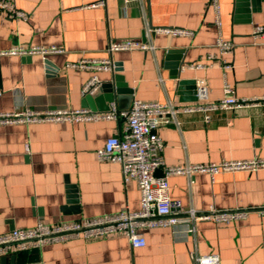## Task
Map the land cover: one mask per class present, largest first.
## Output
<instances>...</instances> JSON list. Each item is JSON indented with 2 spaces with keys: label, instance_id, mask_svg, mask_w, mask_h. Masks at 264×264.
Listing matches in <instances>:
<instances>
[{
  "label": "crops",
  "instance_id": "0c3cea01",
  "mask_svg": "<svg viewBox=\"0 0 264 264\" xmlns=\"http://www.w3.org/2000/svg\"><path fill=\"white\" fill-rule=\"evenodd\" d=\"M218 1L220 30L209 0H15L28 18L13 19L0 11V51L14 45H58L64 51L1 54L0 112L24 107L103 112L111 101L127 109L133 98L179 105L193 101L196 78L206 81L210 100L223 96L225 81L238 97L264 96V41L251 36L254 25H264V0ZM172 27L192 33L154 30ZM219 33L234 44L231 53H219ZM110 39H135L153 49L110 55ZM208 54L232 66L187 67L208 63ZM81 58H111L113 69L68 65ZM92 74L100 86L86 97L81 87ZM181 119L179 126L158 130L166 165L264 157L263 106L217 112L208 123L198 114ZM125 125L123 118L0 124V233L32 227L39 219L56 223L125 208L139 210L136 183L124 179L118 163L97 157L106 139L122 134ZM156 174H162V168ZM168 184L171 198L199 211L210 205L264 206V168L221 171L212 177L206 172H195L191 178L172 174ZM193 226V232L185 222L143 228V247H132L122 233L50 243L32 250L26 263L195 264L191 253H216L220 264H264V215L251 212L238 221L201 220Z\"/></svg>",
  "mask_w": 264,
  "mask_h": 264
},
{
  "label": "built area",
  "instance_id": "2783aa9c",
  "mask_svg": "<svg viewBox=\"0 0 264 264\" xmlns=\"http://www.w3.org/2000/svg\"><path fill=\"white\" fill-rule=\"evenodd\" d=\"M133 0H126V2ZM135 1V0H134ZM139 1V0H136ZM99 1V4H103ZM214 12V23L220 30L219 1L209 0ZM0 11L13 19L27 20V14L18 9L15 0H0ZM155 31L171 35H188L192 31L177 27L156 28ZM254 41H264V25H254L251 29ZM215 46L220 54L231 53L234 44L225 40L219 33ZM134 49L148 50L153 46L135 39L112 40L107 43L106 51L111 55L114 51H130ZM64 51L58 45H14L0 51L1 54L30 55L61 53ZM208 63H191L188 68H207L216 63L223 70L232 65L214 54L207 55ZM71 67L93 71L113 69V61L107 59L81 58L68 63ZM100 86L96 74L89 76L81 87L83 96H90ZM209 88L203 78L194 80L193 101L179 105L171 101L159 102L133 98L127 109H119L115 101L109 102L106 111H96L88 107L75 109H31L24 107L14 111L0 112V124L32 123V122H87L100 119L123 118L126 125L122 134L108 137L104 146L97 151L100 160L118 163L124 179L133 180L140 194V209L129 211L126 208L115 213H105L92 217L61 220L56 223H45L37 220L32 227H16L0 233V256L9 257L22 251L41 249L44 245L66 242L72 239H97L113 233H122L132 247H143L145 237L143 228L153 226H175L185 222L187 231L193 232L196 221L206 220L215 223L231 222L244 219L249 213L264 215V206L246 208L234 207L220 209L210 205L205 210L183 207L182 203L169 195L168 177L172 174H186L189 178L195 172H206L211 177L221 171H256L264 168V157H252L244 160L222 159L214 163H186L184 165H166L162 158L163 140L158 134L161 127L167 125L179 126L181 115L198 114L205 123L211 121L213 114L231 111L237 108L263 106L264 96L238 97L234 89L225 81L223 96L210 100ZM162 168V174L156 170ZM195 264H220L218 254L191 253ZM26 264H38L30 262Z\"/></svg>",
  "mask_w": 264,
  "mask_h": 264
},
{
  "label": "trees",
  "instance_id": "16d2710c",
  "mask_svg": "<svg viewBox=\"0 0 264 264\" xmlns=\"http://www.w3.org/2000/svg\"><path fill=\"white\" fill-rule=\"evenodd\" d=\"M32 251H22L15 254V264L21 261L29 262L31 257H29V254H31Z\"/></svg>",
  "mask_w": 264,
  "mask_h": 264
},
{
  "label": "water",
  "instance_id": "95a60500",
  "mask_svg": "<svg viewBox=\"0 0 264 264\" xmlns=\"http://www.w3.org/2000/svg\"><path fill=\"white\" fill-rule=\"evenodd\" d=\"M118 91H120V90L118 89ZM120 96L121 95L117 96L118 97L117 100L120 99ZM86 97H89V95ZM130 100H131V97H130ZM0 264H15V255L12 254L9 257H7L5 255L0 256Z\"/></svg>",
  "mask_w": 264,
  "mask_h": 264
}]
</instances>
